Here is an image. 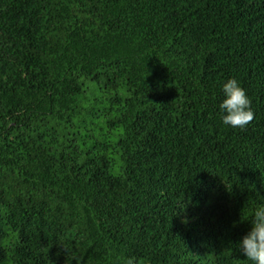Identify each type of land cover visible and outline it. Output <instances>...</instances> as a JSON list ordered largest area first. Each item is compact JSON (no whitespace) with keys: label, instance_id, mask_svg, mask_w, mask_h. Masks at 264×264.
Wrapping results in <instances>:
<instances>
[{"label":"trees","instance_id":"trees-1","mask_svg":"<svg viewBox=\"0 0 264 264\" xmlns=\"http://www.w3.org/2000/svg\"><path fill=\"white\" fill-rule=\"evenodd\" d=\"M262 206L264 0H0V264H255Z\"/></svg>","mask_w":264,"mask_h":264},{"label":"clouds","instance_id":"clouds-1","mask_svg":"<svg viewBox=\"0 0 264 264\" xmlns=\"http://www.w3.org/2000/svg\"><path fill=\"white\" fill-rule=\"evenodd\" d=\"M223 91L226 98L219 107L226 115L222 116V122L230 127L245 128L254 119L246 91L235 79H229ZM241 248L247 259L264 264V206L256 209L251 230L242 238ZM127 264H134V258H129Z\"/></svg>","mask_w":264,"mask_h":264}]
</instances>
